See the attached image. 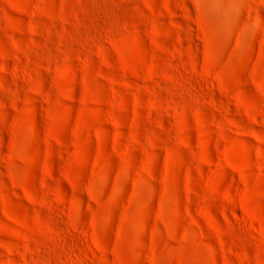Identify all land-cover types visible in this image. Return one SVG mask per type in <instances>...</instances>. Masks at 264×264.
Segmentation results:
<instances>
[{
    "label": "rangeland",
    "instance_id": "rangeland-1",
    "mask_svg": "<svg viewBox=\"0 0 264 264\" xmlns=\"http://www.w3.org/2000/svg\"><path fill=\"white\" fill-rule=\"evenodd\" d=\"M0 264H264V0H0Z\"/></svg>",
    "mask_w": 264,
    "mask_h": 264
}]
</instances>
